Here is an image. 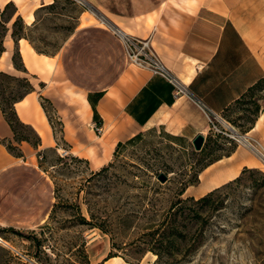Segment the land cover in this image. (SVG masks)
Returning a JSON list of instances; mask_svg holds the SVG:
<instances>
[{
    "label": "rangeland",
    "instance_id": "rangeland-1",
    "mask_svg": "<svg viewBox=\"0 0 264 264\" xmlns=\"http://www.w3.org/2000/svg\"><path fill=\"white\" fill-rule=\"evenodd\" d=\"M25 1L0 4L3 10L11 3L8 17L17 10L7 23L9 31L5 37L0 26V40L3 38L8 51L5 59L0 57V71L30 79L34 96L48 120H52L55 142L52 146L42 145V137L32 125L41 137L39 147L33 145L37 140L35 134L20 126H17L19 133L29 135L31 143L17 142L15 134L14 139H6L9 142L0 139L12 155L7 147L9 143L16 155L23 156L22 143L30 144L31 160L35 167L45 169L47 175L44 178V173L35 168L37 172L23 170L22 175L14 173L2 181L0 227L14 226L21 234L0 233L9 242V245L0 243V264H86L83 239L91 264H110L113 257H121L120 264H264V158L232 137L231 129L225 125L226 122L237 132L249 135V141L264 152L250 134L253 120L264 106V81L222 116L210 118V133L204 135L207 150H196L193 137L155 128L132 142H123L121 147L117 145L113 155L104 164L97 165L96 161L103 159L104 153L100 137H84L74 150L83 149L84 153L74 154L62 137L58 116L44 93L45 83L38 76L18 74L11 68L16 51L12 45L13 22L21 15L27 26L24 33L42 51L55 55L75 31L83 12L85 16L97 18L93 23L109 22L110 16L137 17L139 22L151 26L159 9L174 0H44L46 4L37 8L36 0ZM30 14L34 15L33 20ZM22 59L17 57L16 62L20 65ZM48 69L52 71L54 67L48 66ZM6 87L17 95L25 94L20 83L0 76V88ZM93 129L102 135V122L96 121ZM237 150L241 153L239 156L255 161L248 162L235 178L218 187L222 191L210 201L199 202L217 189L204 192L200 176L205 168L220 159L226 160ZM104 168L106 171L101 172ZM245 169L252 172L244 173ZM98 172L101 175H96ZM161 174L167 176V181L159 179ZM238 177L242 178L240 183L224 189V185ZM56 182L60 188L59 199L55 193ZM23 183L31 185L30 189L20 185ZM183 190L185 193L181 195ZM190 197L195 199L186 203L185 214L176 217L179 238L169 250L162 233L168 228L166 222L175 218L170 216V211L180 199ZM55 202L59 207L51 219ZM74 204L81 205L89 220L91 207L96 221L108 232L81 224ZM50 211L47 220L42 222Z\"/></svg>",
    "mask_w": 264,
    "mask_h": 264
},
{
    "label": "crops",
    "instance_id": "crops-1",
    "mask_svg": "<svg viewBox=\"0 0 264 264\" xmlns=\"http://www.w3.org/2000/svg\"><path fill=\"white\" fill-rule=\"evenodd\" d=\"M44 4V0L34 1L35 8ZM85 13L81 14L75 31L58 53L48 55L53 63L52 71L42 63L30 67L24 57L23 40L16 45L11 38L28 72H20L13 63L11 68L18 74L38 76L45 83L44 93L61 123L62 137L76 155L84 153L83 149L74 151L84 137H108L114 143L111 157L119 142L155 128L185 137L207 135L211 117L222 116L264 79V0H174L159 9L151 26L139 22L137 17L111 16L106 22L110 26L101 23L102 20V25L84 24ZM86 21L89 22L90 17ZM114 28L150 38L155 51L185 92L178 94L175 82L132 65ZM42 55L37 53L36 57L39 59ZM98 93L102 96L94 110L90 95ZM27 99H36L34 92L17 102L16 110L23 122L38 131L34 115H29L31 108L27 113L19 110L20 104ZM95 111L102 120L103 134L100 136L93 129ZM47 121V138L40 136L42 145L52 146L54 130L48 118ZM250 134L264 149V106ZM0 139H14L1 108ZM22 149L24 156L17 157L0 142V194L4 178L14 173L22 175L23 170L28 169L37 172L35 168H38L44 173L43 177H47L31 160L32 146L23 142ZM239 155L237 150L226 160L220 159L205 168L200 176L205 193L235 178L251 161ZM234 171H237L235 176L232 175ZM20 185L26 189L31 187L28 183ZM6 227L15 228H0Z\"/></svg>",
    "mask_w": 264,
    "mask_h": 264
},
{
    "label": "trees",
    "instance_id": "trees-1",
    "mask_svg": "<svg viewBox=\"0 0 264 264\" xmlns=\"http://www.w3.org/2000/svg\"><path fill=\"white\" fill-rule=\"evenodd\" d=\"M10 5L11 3L7 4L6 7L2 10L1 7H0V26L2 28V31H3V37L6 36L7 32L9 31V28L7 27V23H9L13 17L17 14V10H15L10 17L7 16V13H8V9L10 8ZM27 28V26L25 25L24 21H23V18L21 17V15H18L17 16V19L13 22V26H12V37L16 43V45L18 44V41L20 39H27L30 41V43L33 45V47L35 48V50L38 52V53H42V54H48L47 51H42L40 49V47H38L28 36L27 34L24 33V30ZM6 51V48H5V44H4V40L3 38L0 40V57L2 56V54ZM17 57L19 58H22L21 56V53L19 51L18 48H16V51H15V54L13 56V62H14V65L15 67L20 70V71H23V72H28L24 62H23V59L21 61V64L19 65L17 62H16V59ZM0 76H4V77H7L9 79H11L12 81L14 82H18L21 84V86L24 87V90H25V94L24 95H17L13 90L9 89V88H4V89H1L0 88V105H1V110H2V113L6 119V121L8 122V124L10 125V127L12 128L14 134H15V140L17 142H22V141H28L31 143V139L29 138L30 136L29 135H25L23 133H19L18 129H17V126H20L21 128H24V129H27L29 131H31L32 133L35 134V136L37 137V140L36 142L33 144L35 145V147H39L41 145V137L36 133V131L33 129V127L31 125H28L26 123H24L19 115H18V112L16 110V103L19 102L20 100H22L28 93H31L34 91V85L33 83H31L30 79L28 78H22V77H14L10 74H8L7 72L5 71H0ZM262 81H264V79H262L258 84H260ZM258 84H256L254 87H256ZM254 87H252L251 89H253ZM250 89V90H251ZM249 90V91H250ZM248 91V92H249ZM247 92V93H248ZM246 95V94H245ZM102 96L101 93H98L96 94L95 96H91L90 95V101L92 102V105L94 107V110L95 109V105H96V102L98 101V99ZM244 97V96H243ZM242 99V98H241ZM240 99V100H241ZM48 100V99H47ZM239 100V101H240ZM238 101V102H239ZM51 102V101H50ZM237 102V103H238ZM52 103V102H51ZM96 112V111H95ZM259 114V113H258ZM257 114V116H258ZM256 116V117H257ZM256 119V118H255ZM255 119L253 120V124L255 122ZM50 121L52 122V120L50 119ZM96 121L98 122H102L101 119H99V117L97 116V112H96ZM54 123V122H53ZM252 124V126H253ZM61 125V123H60ZM141 135V134H140ZM140 135H137L136 137H133L131 138L130 140H128V142H132L134 141L138 136ZM6 141L9 142V140H6L4 139V143H6ZM10 144V143H9ZM7 145L9 151L11 153H13L15 156H18V157H22L23 155L22 154H17L13 151V148L12 146L13 145ZM124 143L123 142H120L118 144V147H121L123 146ZM208 149V145H206L203 150H207ZM39 156H41L39 154ZM62 161L63 159L60 158ZM74 160H77V161H83V159H80L78 157H73ZM65 165L67 166L68 163L66 162ZM45 170V169H44ZM106 171V168H104L101 172H105ZM247 171H250L252 172L251 170L249 169H245L244 170V173L247 172ZM101 172H98L96 173V175H101ZM242 181V178L241 177H238L236 178L234 181L224 185V189L225 188H229L231 187V185L233 184H238ZM59 191H60V188H59V184H57L56 182V188H55V193H56V196H57V199H59ZM222 191V188H217L213 191H211L210 193H208L206 196L202 197L199 202H207V201H210L214 196H216L219 192ZM185 193V190H183L181 192V195H183ZM195 198L194 197H190L188 198L187 200L185 199H180L177 203L174 204V206L172 207V211H170V216L171 217H175L173 220L170 219L168 220L166 223L168 225V228L164 231V233H162V240H165L168 244L166 246L167 249H171L172 247L175 246L176 242L178 241V238H179V223L177 221V215L178 214H182L184 215L185 214V210H186V203L188 201H192L194 200ZM64 206H71L69 205V203L67 204H64ZM75 205V204H74ZM77 210H78V213H79V216H78V221L83 224V225H91L92 227H98L100 229H102L104 232H108L107 229L104 227V225L102 223H99L98 221H96V216L95 214L92 212V209L91 207H89V212H90V215H91V220L87 219V217L83 214L82 212V208H81V205L80 204H77L75 205ZM59 207V203L55 202L54 206H53V209H52V216H51V219L53 218V215L55 214L56 210L58 209ZM175 209V210H174ZM169 230V231H168ZM8 231H13L17 234H21V230H17L13 227H6V228H0V233H4V232H8ZM34 231V230H32ZM38 245H42V242L40 239H38V237H34V239ZM82 250L84 252V258H85V263L86 264H91L90 260L88 259V255L86 253V241L83 239L82 241ZM159 256L161 257V253L159 252L158 253ZM111 257V256H110Z\"/></svg>",
    "mask_w": 264,
    "mask_h": 264
},
{
    "label": "bare ground",
    "instance_id": "bare-ground-1",
    "mask_svg": "<svg viewBox=\"0 0 264 264\" xmlns=\"http://www.w3.org/2000/svg\"><path fill=\"white\" fill-rule=\"evenodd\" d=\"M7 1L5 2V0H0V2L3 3V4L8 3L9 1H13V0H9L8 2ZM29 17H30L31 20L34 19V15L33 14H30ZM87 17L88 16H84L83 17V23L84 24H88V23L90 24V23H93L95 21L93 17H90V21L87 22L86 21V18ZM101 23H104L105 24V21H101ZM126 33H128V32H126ZM22 40H23V43H24V47H23L24 57H25V59L27 61V64L30 67L35 66L36 64H39L40 65L41 63L42 64H46V66H49L50 68L53 66V63L49 59V56L48 55L43 54L42 57L38 59L36 57V54L38 52L35 50V48L33 47V45H31V43L27 39H25V38H23ZM7 52L8 51L6 50L2 54L1 60L5 59L4 57H5V54ZM31 53H33V54H31ZM32 63H34V64L32 65ZM19 108H20L19 110L21 112H22V110H24L26 112V110H28L29 108H31V112L32 113L29 112V115H34V121L36 123V127H37L40 135H42L46 139L47 138L46 137L47 130L49 129V124H48L46 115L43 112V109H42L41 104L36 99H33L32 101H30V100L27 99V100L23 101L20 104ZM223 122H225V121L223 120ZM225 125L229 129H231V131L233 133L232 134V137L236 138L238 141H241L243 143H246L249 147H251L253 150H255L256 153H258L262 158H264V152L261 151L258 147H256L255 145H253L249 141V138H250L249 135H243V134L237 132L231 125H229L226 122H225ZM100 139L102 140V147L104 149V158L101 159V160H99V161L97 160L98 161V162L96 161V164L97 165H101L105 160H107L110 157L111 150H112L113 145H114V143H111L110 140H108V137H100ZM254 161H255L254 159H251L250 162H254ZM236 174H237V171L232 172V175L235 176ZM0 243H3L5 245H9V242L6 241L2 236H0ZM110 260L112 261V263H110V264H120L123 261L121 257H113V258H110ZM126 264H128V263H126Z\"/></svg>",
    "mask_w": 264,
    "mask_h": 264
},
{
    "label": "built area",
    "instance_id": "built-area-1",
    "mask_svg": "<svg viewBox=\"0 0 264 264\" xmlns=\"http://www.w3.org/2000/svg\"><path fill=\"white\" fill-rule=\"evenodd\" d=\"M115 34L121 39L128 61L137 67L160 75L178 86V94L184 93L186 89L179 84L173 73L165 66L162 59L151 44L150 38L144 39L129 33L120 28H114ZM99 131V129H98Z\"/></svg>",
    "mask_w": 264,
    "mask_h": 264
},
{
    "label": "water",
    "instance_id": "water-1",
    "mask_svg": "<svg viewBox=\"0 0 264 264\" xmlns=\"http://www.w3.org/2000/svg\"><path fill=\"white\" fill-rule=\"evenodd\" d=\"M205 142H206V137L203 134H198L194 139H193V144L195 146V149L200 151L203 149V147L205 146ZM159 179L162 182L167 181V176L165 174H161L159 176Z\"/></svg>",
    "mask_w": 264,
    "mask_h": 264
}]
</instances>
